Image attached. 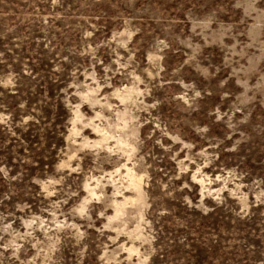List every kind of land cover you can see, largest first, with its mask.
<instances>
[{
	"label": "rangeland",
	"instance_id": "rangeland-1",
	"mask_svg": "<svg viewBox=\"0 0 264 264\" xmlns=\"http://www.w3.org/2000/svg\"><path fill=\"white\" fill-rule=\"evenodd\" d=\"M0 264H264V0H0Z\"/></svg>",
	"mask_w": 264,
	"mask_h": 264
}]
</instances>
